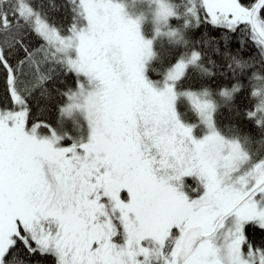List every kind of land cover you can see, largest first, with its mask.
I'll return each instance as SVG.
<instances>
[{"label": "snow or ice", "instance_id": "obj_1", "mask_svg": "<svg viewBox=\"0 0 264 264\" xmlns=\"http://www.w3.org/2000/svg\"><path fill=\"white\" fill-rule=\"evenodd\" d=\"M0 264H264V0H0Z\"/></svg>", "mask_w": 264, "mask_h": 264}]
</instances>
